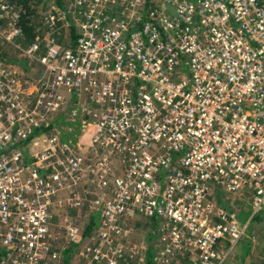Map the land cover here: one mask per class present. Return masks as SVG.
I'll use <instances>...</instances> for the list:
<instances>
[{
    "label": "built area",
    "instance_id": "1",
    "mask_svg": "<svg viewBox=\"0 0 264 264\" xmlns=\"http://www.w3.org/2000/svg\"><path fill=\"white\" fill-rule=\"evenodd\" d=\"M28 6L0 0V264H222L264 210V0H69L62 41Z\"/></svg>",
    "mask_w": 264,
    "mask_h": 264
},
{
    "label": "rangeland",
    "instance_id": "2",
    "mask_svg": "<svg viewBox=\"0 0 264 264\" xmlns=\"http://www.w3.org/2000/svg\"><path fill=\"white\" fill-rule=\"evenodd\" d=\"M68 1L69 0H33L30 3L33 23L41 25V27L45 29V31H50L52 35L49 33L48 34L51 37L56 38L57 36L60 41L66 39L67 35L70 32V27H72L71 22L59 21L54 25H50L49 22L44 20V17L48 16L49 13L54 15L55 12L52 11L53 6L54 8L62 9L60 15L65 16L66 14L63 13V8ZM16 41L17 38L13 40V42ZM13 50V48L8 47L6 44H0V56L2 57H14L15 59H17L20 52L18 50ZM27 72L29 74V78H35V72L33 70H28ZM228 201L229 205H231L234 209L240 206L241 208L243 207V209H246L248 207L247 203L242 201L241 198L230 199ZM62 210H65V208H63ZM54 214L55 215L53 216L52 220L54 221V223H58L59 218L55 212ZM242 216L246 217V215ZM135 219V224L132 225V227H134L133 233H131L129 236L133 241H136L138 239V233L141 236L147 235L149 233V229H147V227H151V218H148L146 216L143 217V215L139 214ZM222 264H264V210L256 214L250 220L249 229L246 231V234L238 241L229 257Z\"/></svg>",
    "mask_w": 264,
    "mask_h": 264
},
{
    "label": "trees",
    "instance_id": "3",
    "mask_svg": "<svg viewBox=\"0 0 264 264\" xmlns=\"http://www.w3.org/2000/svg\"><path fill=\"white\" fill-rule=\"evenodd\" d=\"M33 0H23V3L24 4H29V6L27 7V10H28V13L23 17V19L21 20V27H22V31H23V35L25 36L26 39H32V37L34 36V23L32 21V17H31V6H30V3L32 2ZM36 1V0H34ZM237 215L239 216L240 220H244L246 217L242 216V215H247V209H243V207L241 208L240 207H237L235 210H234Z\"/></svg>",
    "mask_w": 264,
    "mask_h": 264
}]
</instances>
